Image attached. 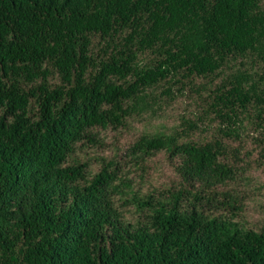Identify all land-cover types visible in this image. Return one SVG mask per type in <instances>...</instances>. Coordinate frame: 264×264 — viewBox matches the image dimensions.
Masks as SVG:
<instances>
[{
    "label": "trees",
    "instance_id": "1",
    "mask_svg": "<svg viewBox=\"0 0 264 264\" xmlns=\"http://www.w3.org/2000/svg\"><path fill=\"white\" fill-rule=\"evenodd\" d=\"M0 264H264V0H0Z\"/></svg>",
    "mask_w": 264,
    "mask_h": 264
}]
</instances>
